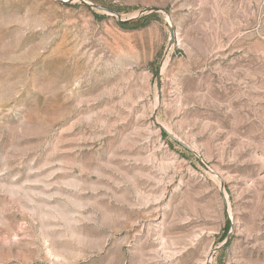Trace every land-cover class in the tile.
Returning <instances> with one entry per match:
<instances>
[{"label": "rangeland", "instance_id": "374dc122", "mask_svg": "<svg viewBox=\"0 0 264 264\" xmlns=\"http://www.w3.org/2000/svg\"><path fill=\"white\" fill-rule=\"evenodd\" d=\"M85 1L173 43L0 0V264H264V0Z\"/></svg>", "mask_w": 264, "mask_h": 264}, {"label": "water", "instance_id": "95a60500", "mask_svg": "<svg viewBox=\"0 0 264 264\" xmlns=\"http://www.w3.org/2000/svg\"><path fill=\"white\" fill-rule=\"evenodd\" d=\"M61 3H69V2H72V1H79L80 3H83L84 5L90 7V8H93L95 10H98V11H101V12H104V13H107V14H111V15H114L117 17V19L119 21H123V22H126V21H132L133 19H138V18H141V16L145 15V14H149V13H156V12H163L166 14V11L163 10V9H159V8H149V9H146L145 11H143L141 14H139L137 17L135 18H132V19H129V20H121L120 16L118 14H116L115 12L107 9V8H103L101 6H97V5H94V4H91L85 0H57ZM167 16V23H168V30H169V35H170V38H169V42H168V46L166 48V51H165V54H164V57L160 63V68H161V65L163 64V61L165 59V57L168 55L169 53V50L172 46V43H173V28L172 26L170 25L169 23V18H168V15L166 14ZM159 84H160V71H158L157 73V87L159 88ZM161 130L169 137L171 138L172 140H175V141H178L176 140L175 137H173L172 135H170L163 127H161ZM179 142V141H178ZM181 145H183L182 143H180Z\"/></svg>", "mask_w": 264, "mask_h": 264}, {"label": "trees", "instance_id": "16d2710c", "mask_svg": "<svg viewBox=\"0 0 264 264\" xmlns=\"http://www.w3.org/2000/svg\"><path fill=\"white\" fill-rule=\"evenodd\" d=\"M150 18H151V14L147 16H143L136 20L121 22L119 23V26L123 29H128V30L143 28L146 26Z\"/></svg>", "mask_w": 264, "mask_h": 264}]
</instances>
